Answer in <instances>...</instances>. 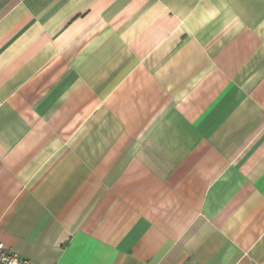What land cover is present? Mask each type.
<instances>
[{"label": "crops", "instance_id": "0c3cea01", "mask_svg": "<svg viewBox=\"0 0 264 264\" xmlns=\"http://www.w3.org/2000/svg\"><path fill=\"white\" fill-rule=\"evenodd\" d=\"M0 242L264 264V0H0Z\"/></svg>", "mask_w": 264, "mask_h": 264}, {"label": "built area", "instance_id": "2783aa9c", "mask_svg": "<svg viewBox=\"0 0 264 264\" xmlns=\"http://www.w3.org/2000/svg\"><path fill=\"white\" fill-rule=\"evenodd\" d=\"M0 264H29L28 259L0 242Z\"/></svg>", "mask_w": 264, "mask_h": 264}]
</instances>
